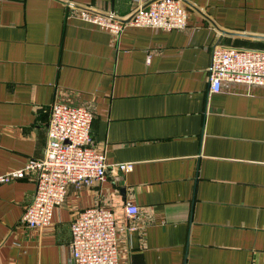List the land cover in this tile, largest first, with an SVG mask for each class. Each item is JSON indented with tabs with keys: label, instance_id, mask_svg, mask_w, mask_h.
Returning a JSON list of instances; mask_svg holds the SVG:
<instances>
[{
	"label": "crops",
	"instance_id": "0c3cea01",
	"mask_svg": "<svg viewBox=\"0 0 264 264\" xmlns=\"http://www.w3.org/2000/svg\"><path fill=\"white\" fill-rule=\"evenodd\" d=\"M153 1L0 0V175L44 158L55 101L92 110L109 164L43 229L22 221L37 170L2 184L0 264H74L71 223L96 205L116 214L124 263L264 264V88L214 93L209 78L215 46L264 49V0H181L188 27L170 31L77 15L128 19Z\"/></svg>",
	"mask_w": 264,
	"mask_h": 264
},
{
	"label": "built area",
	"instance_id": "2783aa9c",
	"mask_svg": "<svg viewBox=\"0 0 264 264\" xmlns=\"http://www.w3.org/2000/svg\"><path fill=\"white\" fill-rule=\"evenodd\" d=\"M74 6V5H72ZM82 20L113 34L127 26H146L166 31L186 29L188 12L181 0H155L138 9L128 19L113 13H96L81 8ZM150 61V57L147 58ZM211 91L219 93L227 85L264 88V49H238L217 45L209 68ZM93 112L85 105L55 101L48 121L47 145L41 160L29 161L17 171L0 175V186L37 170L36 189L22 221L32 229L52 224L55 209L61 205L69 186L77 188L103 181L109 164L92 138ZM131 163H118L111 169L132 170ZM136 205L126 206L127 217L138 215ZM70 249L74 264H127L120 258V235L113 209L96 205L80 211L71 223Z\"/></svg>",
	"mask_w": 264,
	"mask_h": 264
}]
</instances>
